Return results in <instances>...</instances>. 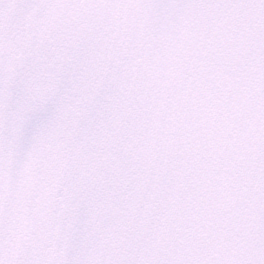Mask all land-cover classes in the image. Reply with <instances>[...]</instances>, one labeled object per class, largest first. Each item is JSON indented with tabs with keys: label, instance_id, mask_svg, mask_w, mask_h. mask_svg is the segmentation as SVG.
<instances>
[{
	"label": "snow or ice",
	"instance_id": "6c2138e0",
	"mask_svg": "<svg viewBox=\"0 0 264 264\" xmlns=\"http://www.w3.org/2000/svg\"><path fill=\"white\" fill-rule=\"evenodd\" d=\"M0 264H264V0H0Z\"/></svg>",
	"mask_w": 264,
	"mask_h": 264
}]
</instances>
